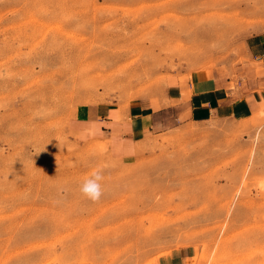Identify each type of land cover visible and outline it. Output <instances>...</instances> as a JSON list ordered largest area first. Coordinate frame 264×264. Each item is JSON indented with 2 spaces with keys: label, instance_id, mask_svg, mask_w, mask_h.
<instances>
[{
  "label": "rangeland",
  "instance_id": "rangeland-1",
  "mask_svg": "<svg viewBox=\"0 0 264 264\" xmlns=\"http://www.w3.org/2000/svg\"><path fill=\"white\" fill-rule=\"evenodd\" d=\"M263 32L264 0H0V264H264V110L160 114L128 157L73 128L89 106L158 108L177 78L261 89Z\"/></svg>",
  "mask_w": 264,
  "mask_h": 264
},
{
  "label": "crops",
  "instance_id": "crops-1",
  "mask_svg": "<svg viewBox=\"0 0 264 264\" xmlns=\"http://www.w3.org/2000/svg\"><path fill=\"white\" fill-rule=\"evenodd\" d=\"M248 47L250 57L262 63L264 70V32L250 38ZM171 81L158 108L144 101L124 110L110 104L89 106L73 120L74 131L88 140L107 141L117 156L128 157L139 152L147 133L158 129L160 114L172 113L176 121L202 124L224 119L246 121L264 110V78L261 89H243L239 94L230 82L204 74ZM182 263L184 258L176 264Z\"/></svg>",
  "mask_w": 264,
  "mask_h": 264
},
{
  "label": "clouds",
  "instance_id": "clouds-1",
  "mask_svg": "<svg viewBox=\"0 0 264 264\" xmlns=\"http://www.w3.org/2000/svg\"><path fill=\"white\" fill-rule=\"evenodd\" d=\"M104 181V167L97 166L80 182L78 190L84 198L97 203L104 194Z\"/></svg>",
  "mask_w": 264,
  "mask_h": 264
},
{
  "label": "bare ground",
  "instance_id": "bare-ground-1",
  "mask_svg": "<svg viewBox=\"0 0 264 264\" xmlns=\"http://www.w3.org/2000/svg\"><path fill=\"white\" fill-rule=\"evenodd\" d=\"M158 106V105H157Z\"/></svg>",
  "mask_w": 264,
  "mask_h": 264
}]
</instances>
